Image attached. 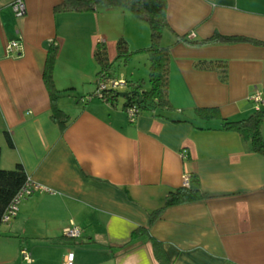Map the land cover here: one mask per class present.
Segmentation results:
<instances>
[{
	"label": "crops",
	"instance_id": "0c3cea01",
	"mask_svg": "<svg viewBox=\"0 0 264 264\" xmlns=\"http://www.w3.org/2000/svg\"><path fill=\"white\" fill-rule=\"evenodd\" d=\"M15 1L0 0V167L21 164L43 190L1 225L0 264H27L22 250L30 264H63L68 253L73 264H162L147 234L132 238L137 228L161 244L167 264H264V157L249 140L221 130L223 120L255 112V92L264 99V0H167L161 40L170 53L174 111L165 119L142 113L134 122L124 102L113 107L93 97L94 52L103 46L113 67L117 41L133 52L146 49L149 27L118 8L55 13L62 0H23L25 14L16 18ZM216 34L261 45L179 40ZM15 40L22 50L7 53ZM53 42L54 105L67 116L64 130L52 119L43 80ZM198 61L224 62L226 80L196 69ZM198 108H214L219 117L199 118ZM183 175L196 177L209 198L168 207L151 223ZM70 222L81 229L79 239L63 238Z\"/></svg>",
	"mask_w": 264,
	"mask_h": 264
},
{
	"label": "trees",
	"instance_id": "16d2710c",
	"mask_svg": "<svg viewBox=\"0 0 264 264\" xmlns=\"http://www.w3.org/2000/svg\"><path fill=\"white\" fill-rule=\"evenodd\" d=\"M96 7L118 8L131 13L139 22L146 24L150 31V43L146 49L137 51L144 53L148 58V83L149 88L144 90L142 82L128 83V97L124 99L123 110L128 107H136L139 115L148 113L157 118L165 119L166 113L173 112L174 109L169 101V62L170 53L168 47L161 45L162 33L168 29L167 22V0H62L61 4L54 9L55 13H87L95 10ZM190 46H201L209 43H243L250 42L261 45L257 42H252L243 37H221L214 35L208 40L200 42H191L186 38H180ZM117 60L127 59L128 54L127 44L123 39L117 41ZM58 53V46L52 43L46 57L43 80L45 87L49 93L52 103V119L64 130L68 122L67 116L63 114L54 103L57 99L55 84L53 80V67ZM94 59L99 70L97 72V80H115L112 77L111 65L108 63L106 49L100 46L94 52ZM195 68L199 70L217 71L221 81L226 80V66L221 61H198L195 63ZM96 80V84H97ZM118 91H108L105 97L111 106H116L119 95ZM195 114L199 118L206 120L216 119L219 117L218 111L214 108L196 109ZM264 123V110L255 111L246 119L236 122L223 120L221 130L234 132L242 138L249 140L251 151L264 157V138L261 135V126ZM6 144L9 148H13V142L8 133L4 135ZM1 156V150H0ZM29 178L25 169L21 164H16L11 170H4L0 167V227L3 224V217L7 210L11 207L13 201L23 187L27 184ZM190 187L171 190L164 198L163 206L150 215L152 223L159 214L166 208L189 204L201 200L208 199L205 193L201 191L199 181L196 177L190 176ZM140 234H147V240L153 247L156 258L167 264L163 254L161 244L154 238L148 235V231L144 228H137L132 233V238L138 237ZM65 239L66 238L63 236ZM74 240V239H71ZM230 264V263H225Z\"/></svg>",
	"mask_w": 264,
	"mask_h": 264
},
{
	"label": "built area",
	"instance_id": "2783aa9c",
	"mask_svg": "<svg viewBox=\"0 0 264 264\" xmlns=\"http://www.w3.org/2000/svg\"><path fill=\"white\" fill-rule=\"evenodd\" d=\"M11 9L16 18H21L25 14V4L23 0H16L12 3ZM22 50V45L19 40L11 41L6 46L7 53H18ZM126 82L122 80H97L96 89L93 93V97L99 99L100 101L109 104L105 93L108 91H118L123 87H126ZM249 101L254 104L255 111H259L262 106H264V99H262L261 94L255 92L252 96L249 97ZM128 121L134 122L136 118L139 116V111L136 107H128L124 110ZM190 176L183 175L181 178V187L189 188L190 187ZM42 191L43 189L39 186L33 184L30 180H28L27 184L23 187V189L16 196L13 201L11 207L7 210L6 214L3 217V224H8L12 218L16 215L19 203L31 196L36 191ZM63 236L70 239H79L81 237L82 231L81 229L75 225L73 222H70L69 225L63 229ZM22 260L30 264L31 258L30 254L22 250L20 252ZM73 253H68L63 264H73Z\"/></svg>",
	"mask_w": 264,
	"mask_h": 264
},
{
	"label": "rangeland",
	"instance_id": "374dc122",
	"mask_svg": "<svg viewBox=\"0 0 264 264\" xmlns=\"http://www.w3.org/2000/svg\"><path fill=\"white\" fill-rule=\"evenodd\" d=\"M150 36V34H149ZM161 45L162 40L160 41ZM132 49V48H131ZM128 54L130 55L126 60L120 59L118 63H114L111 69V73L116 75L121 80H124L128 83H143L142 88L147 90L149 88L148 83V58L144 53L141 52H133V50H128ZM128 87H123L118 90V93L127 92ZM118 102L123 103L124 99L119 98Z\"/></svg>",
	"mask_w": 264,
	"mask_h": 264
},
{
	"label": "water",
	"instance_id": "95a60500",
	"mask_svg": "<svg viewBox=\"0 0 264 264\" xmlns=\"http://www.w3.org/2000/svg\"><path fill=\"white\" fill-rule=\"evenodd\" d=\"M118 95H119V98H121V99H126L128 97V93H126V92L119 93Z\"/></svg>",
	"mask_w": 264,
	"mask_h": 264
}]
</instances>
